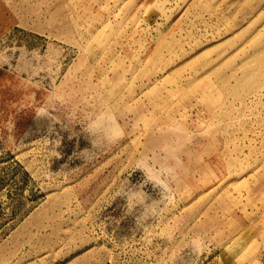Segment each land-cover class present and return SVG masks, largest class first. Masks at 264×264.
<instances>
[{
    "label": "rangeland",
    "instance_id": "rangeland-1",
    "mask_svg": "<svg viewBox=\"0 0 264 264\" xmlns=\"http://www.w3.org/2000/svg\"><path fill=\"white\" fill-rule=\"evenodd\" d=\"M0 264H264V0H0Z\"/></svg>",
    "mask_w": 264,
    "mask_h": 264
},
{
    "label": "clouds",
    "instance_id": "clouds-1",
    "mask_svg": "<svg viewBox=\"0 0 264 264\" xmlns=\"http://www.w3.org/2000/svg\"><path fill=\"white\" fill-rule=\"evenodd\" d=\"M88 131L92 134L95 141L103 142L117 139L115 134V124L102 117L92 119L88 124Z\"/></svg>",
    "mask_w": 264,
    "mask_h": 264
}]
</instances>
